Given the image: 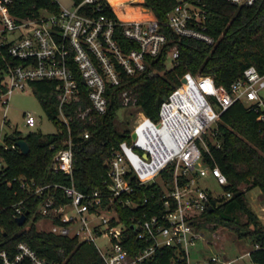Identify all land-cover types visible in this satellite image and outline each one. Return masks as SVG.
I'll list each match as a JSON object with an SVG mask.
<instances>
[{
  "label": "built area",
  "instance_id": "2783aa9c",
  "mask_svg": "<svg viewBox=\"0 0 264 264\" xmlns=\"http://www.w3.org/2000/svg\"><path fill=\"white\" fill-rule=\"evenodd\" d=\"M14 1L0 0V183L12 190V217L16 219L28 211L24 223L32 222L37 215L36 225L40 229L93 242L106 264H142L163 248L173 250L171 264H233L236 257L228 258L220 253L205 256L197 246L201 241L211 245L207 235H216L210 227L212 224L198 226L203 222L201 213L213 199L221 201L232 195L226 190L212 193L206 184L208 177L222 187L228 180L217 165L211 166L205 161L203 149L208 146L204 134L216 123L220 113L236 101L250 109H264L261 93L264 73L252 64L226 87L216 84L209 75H200L199 81L186 72L183 74L186 79L182 81L181 77V83L162 101L157 121L139 111L133 89H122V107L137 110L140 119L146 117L152 121L167 148L166 158L152 175L140 176L127 150L146 163L153 159V152L137 143L140 134L136 131L138 123L134 122L131 142L121 141L106 161L108 170L103 180L106 189L82 192L73 181V116L66 112L67 105L81 101L78 76L88 88L89 103L75 106L73 112L85 124L95 125L96 116L108 109L107 89L123 84L126 75L148 70L149 58L160 55L167 35L153 11L144 6V0H129V3H137L140 13L152 15L127 19L118 15L111 0H71L68 5L56 0L58 10L44 7L24 17L11 11ZM226 1L250 6L257 0ZM164 25L178 37L200 39L209 44L217 41L209 32L206 0H177L167 13ZM178 57L179 49L175 46L168 52L167 64L177 63ZM189 78L195 81L196 88L186 82ZM44 79L56 82V116L68 133L50 166L55 172L69 175L70 182L66 185L58 181L38 183L25 174L8 176L3 152L19 148L17 141H8L18 131L7 115L12 93L32 88L31 81ZM203 79L208 81V89L202 85ZM22 117L27 127L35 126L38 121L31 111H24ZM49 119L56 128L53 133H60L62 128ZM260 119L264 121V113ZM133 131L137 132L134 138ZM82 132L86 138L91 135L88 127ZM144 152L147 157L143 156ZM164 169L172 170L169 181L160 176ZM132 175H136L135 180ZM135 182L154 188L159 183L164 194L159 201L153 200L148 209H136L125 221L120 217V207L134 209L148 201L147 196L134 198L137 196L133 192ZM59 196L68 198L67 202L58 201ZM149 196L154 199L155 192ZM30 202H35L32 211L28 207ZM46 224L50 227H45ZM100 237L107 238L103 247L96 241ZM132 238L144 244L131 250ZM193 250L200 255L193 257ZM14 255L11 258L5 250H0L1 264H18L24 259L32 264H59L40 257L23 241L17 243Z\"/></svg>",
  "mask_w": 264,
  "mask_h": 264
},
{
  "label": "trees",
  "instance_id": "16d2710c",
  "mask_svg": "<svg viewBox=\"0 0 264 264\" xmlns=\"http://www.w3.org/2000/svg\"><path fill=\"white\" fill-rule=\"evenodd\" d=\"M123 1L111 0V3L116 7L117 3ZM206 1L209 32L217 38L215 44L186 36L178 37L164 25L167 13L177 0H144V6L152 10L162 24V30L167 35L165 46L159 56L149 58L151 65L148 70L132 76L126 75L123 84L107 89L109 106L105 113L96 116L95 125L85 124L73 112L75 106L89 103L88 88L81 76H78L81 101L67 105L66 112L73 116L71 121L74 137L73 181L80 191H90L94 188L105 190L106 184L103 180L108 170L106 161L119 147L121 141L131 142V128L116 123L118 110L122 107L120 97L122 89H133L139 111L157 121L164 96L181 83V77L186 72L193 76L209 75L214 78L216 84H223L226 87L252 64L264 73V0H257L250 6H238L226 0ZM44 7L59 9L56 0H15L10 9L14 14L24 17L37 13ZM130 9L126 16L118 12L119 16L127 18L147 16L138 10L137 14H131ZM108 12L114 15L111 9H108ZM131 46L130 43L129 47ZM175 46L179 49L177 63L168 66L166 62L168 52ZM192 81L193 79L189 78L186 82L190 85ZM31 82L46 116L53 119L56 126L62 130L60 133L30 131L26 135L14 131L8 141L14 142L23 138L29 149L26 153L17 147L3 151L8 164V176L25 174L34 177L38 183L58 181L66 185L70 182L69 175L55 172L50 168L54 154L63 147V142L68 136L67 129L56 116L58 106L56 82L51 79ZM202 85L206 89L209 88L206 79L202 80ZM262 113L264 109H250L243 102L236 101L220 113L212 138L204 134L208 146L207 149H203L204 159L211 166L217 165L222 170L228 180L223 188L232 195L221 206L211 210L206 208L201 213L203 222L198 224L199 227H204L206 223L212 224L210 225L212 229L223 224L233 231L237 238H248L253 245L249 251L252 264H264V225L246 196L248 190L258 187L259 195L264 202V121L260 119ZM147 121L154 126L151 120ZM85 127L91 132L87 138L82 132ZM137 143L139 144L138 140ZM136 150L141 151L140 148ZM135 176L132 175L133 180ZM160 176L169 181L172 178V170L164 169ZM152 191L155 192L157 199H151L149 196ZM133 192L137 195L134 198L147 196L148 201L134 209L120 207V217L125 221H128V216L136 209H148L153 200L159 201L164 194L159 183L157 188H154L153 185H138L135 182ZM13 198L12 190L0 183V250H5L11 258L15 256L17 243L23 241L49 262L106 264L93 242L82 241L77 236L60 235L40 229L36 225L37 215L33 217L32 222L19 224L11 213L10 204ZM67 200L68 198L58 197V201ZM30 203L28 207L32 211L35 202ZM240 214H244L246 220L241 221ZM143 244L141 240L132 238L129 248L133 250L135 246ZM172 255L173 250L163 248L142 264H171ZM18 264L32 263L24 259Z\"/></svg>",
  "mask_w": 264,
  "mask_h": 264
},
{
  "label": "rangeland",
  "instance_id": "374dc122",
  "mask_svg": "<svg viewBox=\"0 0 264 264\" xmlns=\"http://www.w3.org/2000/svg\"><path fill=\"white\" fill-rule=\"evenodd\" d=\"M57 1L60 4L62 3L65 5H68L71 2V0H57ZM123 2L124 3L117 5L116 7L114 6L115 11L126 16L129 13L128 8H132L130 9L131 14L138 13L137 3L131 4L129 3L130 2L129 0H124ZM167 65L169 66V62ZM194 77L197 78L199 81H201L199 76H194ZM194 84L195 81L193 80L192 83L190 84V87L196 88ZM261 93L264 94V89L261 90ZM9 104L10 105L7 115L8 117H10V124L12 125L13 128L17 129L22 134L26 135L27 133L30 132V130L40 131L42 133H53L55 131L56 129L55 125L49 119V117L46 116L42 108V105L32 88L26 89L25 91H14L12 93V96L10 97ZM24 111H29V112L31 111L34 114V116L38 119L35 126H30V127L25 126L24 119L22 117ZM117 114L118 117L116 119V123L120 126L125 124L126 126L132 129L134 122L138 123L136 125V131H138L140 136L138 137L137 140L140 145L149 148L152 144L151 140H152V131H154L153 130L154 126L148 123L147 118L142 117V119H140L139 116H141V114H139L137 110L134 109L130 110L124 107H121L118 110ZM214 128H215V123H213L209 127V129L205 134L208 135V137L212 138V135L214 134L215 131ZM135 133L137 135V132ZM155 146H156L155 150L152 151L153 159L149 163L144 162L136 154H133L130 150H127L132 164L136 166L142 178L152 175V173L155 172L162 165L161 163L166 158V153L164 148L157 147L156 144ZM157 178L159 177L157 176ZM205 180L207 181L206 184L208 185L212 193L219 194L224 190V188L222 186H219V184L211 177H208ZM258 190H259L258 187L253 188L248 192V196L251 195L256 196ZM250 203L255 210L258 209L257 206L255 205V202L251 201V198H250ZM240 219L241 221H244L246 220V216L244 214H240ZM45 227L49 228L50 225L46 224ZM212 232H215L217 236L213 235V233H208L207 239L210 240L211 245H205L203 241L197 243L198 248L202 249V252L205 256H210L214 253H220L222 256L228 258L236 257L237 260L233 264H252L248 251L252 249L253 245L248 238H242V237L237 238L236 235L233 233V231H230L223 224L217 225L216 228L212 229ZM96 241L98 245L103 247L106 244L107 238L100 237ZM199 255L200 252L193 250L192 252L193 257Z\"/></svg>",
  "mask_w": 264,
  "mask_h": 264
},
{
  "label": "water",
  "instance_id": "95a60500",
  "mask_svg": "<svg viewBox=\"0 0 264 264\" xmlns=\"http://www.w3.org/2000/svg\"><path fill=\"white\" fill-rule=\"evenodd\" d=\"M186 78H184L183 77V79H182V81H184ZM166 98H167V96H164V98H163V100H166ZM136 136V133H135V131H133V133H132V137L134 138ZM17 144H18V146H19V148H20V150L21 151H23V152H28V149H29V147H28V144H27V142H26V140L25 139H23V138H21V139H18L17 140ZM143 156L144 157H147L148 155H147V153L146 152H144L143 153ZM240 192V190L238 191V192H236L235 194L237 195L238 193ZM229 198H231V196L229 197ZM229 198H227L226 200H221V201H217V200H212L211 202H210V204L208 205V209L209 210H211L212 208H214V207H219V206H221V204H223L225 201H227ZM28 213V211H26L24 214H21L20 216H18L17 218H16V220H18V222H19V224H23L24 222H25V217H26V214Z\"/></svg>",
  "mask_w": 264,
  "mask_h": 264
},
{
  "label": "crops",
  "instance_id": "0c3cea01",
  "mask_svg": "<svg viewBox=\"0 0 264 264\" xmlns=\"http://www.w3.org/2000/svg\"><path fill=\"white\" fill-rule=\"evenodd\" d=\"M139 12H140V11H139ZM141 14H142V13H141ZM147 15H152V13H151V12H147ZM139 18H141V17H139ZM252 189H253V188H252ZM252 189H250V190H252ZM250 190L247 191L246 196H248V192H249ZM259 193H260V189L258 190V193H256V196H255V195L248 196V200H249V203H250V198H251V201H252V202H255V205L257 206L258 209L255 210V209L253 208V206L251 205V203H250V205H251L252 209L255 211V213H258V215H259V217H260V219H261V221H262V223H263V225H264V202L262 201L261 197L258 196ZM258 197H260V198H258ZM259 199H260V200H259ZM256 206H255V207H256ZM248 252H249V251H248Z\"/></svg>",
  "mask_w": 264,
  "mask_h": 264
},
{
  "label": "bare ground",
  "instance_id": "6f19581e",
  "mask_svg": "<svg viewBox=\"0 0 264 264\" xmlns=\"http://www.w3.org/2000/svg\"><path fill=\"white\" fill-rule=\"evenodd\" d=\"M120 3H117V5H119ZM118 13V12H117ZM119 15V14H118ZM121 18H124V19H127V17H121ZM134 18V17H133ZM154 131H152V144H151V146L149 147L150 148V150H152V151H154L155 150V148H156V146H155V144L157 145V147H163L164 148V150H165V153H166V147L164 146V144H163V142H162V140H161V138L159 137V135H158V133H157V130H155V126H154V129H153Z\"/></svg>",
  "mask_w": 264,
  "mask_h": 264
}]
</instances>
